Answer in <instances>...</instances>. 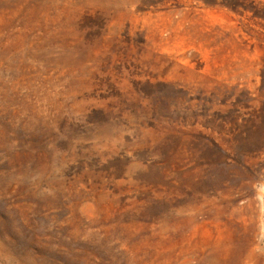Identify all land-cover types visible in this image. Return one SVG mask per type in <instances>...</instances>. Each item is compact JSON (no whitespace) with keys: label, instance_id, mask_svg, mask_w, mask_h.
<instances>
[{"label":"rangeland","instance_id":"374dc122","mask_svg":"<svg viewBox=\"0 0 264 264\" xmlns=\"http://www.w3.org/2000/svg\"><path fill=\"white\" fill-rule=\"evenodd\" d=\"M0 264H264V0H0Z\"/></svg>","mask_w":264,"mask_h":264}]
</instances>
